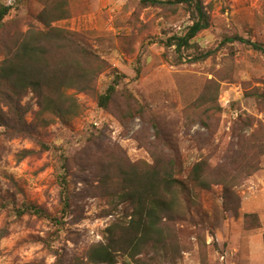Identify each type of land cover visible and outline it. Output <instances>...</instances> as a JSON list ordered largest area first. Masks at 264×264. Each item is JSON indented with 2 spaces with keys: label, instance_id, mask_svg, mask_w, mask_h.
I'll return each mask as SVG.
<instances>
[{
  "label": "rangeland",
  "instance_id": "1",
  "mask_svg": "<svg viewBox=\"0 0 264 264\" xmlns=\"http://www.w3.org/2000/svg\"><path fill=\"white\" fill-rule=\"evenodd\" d=\"M1 1L0 63L31 36L51 64L90 72L60 91L0 87V264H104L88 259L90 247L131 211L117 194L119 169L151 163L162 144L183 174L204 162L207 188L181 191L166 238L115 264H264V53L219 44L237 34L264 45V0H203L208 27L180 52L165 42L192 23L183 4ZM61 92L64 112L44 110L43 95ZM21 203L60 222L17 216Z\"/></svg>",
  "mask_w": 264,
  "mask_h": 264
},
{
  "label": "trees",
  "instance_id": "2",
  "mask_svg": "<svg viewBox=\"0 0 264 264\" xmlns=\"http://www.w3.org/2000/svg\"><path fill=\"white\" fill-rule=\"evenodd\" d=\"M146 5L183 4L191 11L192 23L185 32L169 37L165 44L175 45V50L180 52L183 48L191 46V40L197 33L208 27L209 15L203 5V0H139ZM9 6L0 0V28ZM239 41L249 45L252 49L264 53V45L251 41L237 34L221 39L219 44ZM34 38L29 36L22 40L19 47L0 63V87L7 86L11 90L26 89L56 90L67 88L75 74L86 77L90 72L87 69L76 68L74 61L62 62L53 65L44 56V49L37 46ZM217 48V47H216ZM212 50L198 51L193 61L203 60L211 55ZM139 62V58H138ZM61 64V65H60ZM139 67L136 68V76ZM122 75L115 74L112 82L105 91L98 95L97 103L106 107L119 83ZM19 95L21 92L18 93ZM6 95V93H5ZM62 92L59 95L44 94L43 109L56 114H62ZM172 147L162 144L160 156L155 157L151 163L142 166H132L128 169H119L117 194L131 205V211L118 221L112 222L105 228L104 241L92 245L88 251V259L93 263L115 264L116 255L121 253L126 257L135 258L146 248H154L166 238V229L163 219H172L179 214L180 192L192 187L207 188V180L203 176L204 162L192 165L186 174L178 166L176 159L166 157V152ZM182 176V177H181ZM59 196L62 204L61 211L65 214L70 207V196L65 174L59 175ZM17 216L24 213L34 214L60 222L52 217L46 210L32 203H21L15 209Z\"/></svg>",
  "mask_w": 264,
  "mask_h": 264
}]
</instances>
